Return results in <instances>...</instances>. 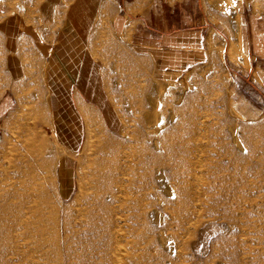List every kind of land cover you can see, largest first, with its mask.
I'll use <instances>...</instances> for the list:
<instances>
[{
    "label": "rangeland",
    "instance_id": "rangeland-1",
    "mask_svg": "<svg viewBox=\"0 0 264 264\" xmlns=\"http://www.w3.org/2000/svg\"><path fill=\"white\" fill-rule=\"evenodd\" d=\"M143 1L136 14L160 8L168 30L174 26L176 0ZM194 2L183 10L209 27L210 55L182 71L158 65L148 50L113 28L112 16L95 31L91 46L104 59L117 124L87 136L76 155V185L68 200L56 189L59 153L66 150L50 129L49 107L36 109L39 124L17 118L0 128V191L8 184L22 189L26 178L10 166L31 164L37 187L61 214L64 235L71 231L70 219L64 228V210L76 207L75 196L95 172L123 180L124 191L115 187L95 233L101 264H264V89L249 62L243 64L241 47L238 62L228 54L231 42L241 39L247 54L244 20L251 12L264 16V0ZM27 143L35 144L36 158ZM143 147L147 154L184 157L165 170L152 168L146 180L134 165ZM1 237L0 232V264H42L31 261L25 246L20 255H3ZM51 248H44L43 264H78V250L58 262Z\"/></svg>",
    "mask_w": 264,
    "mask_h": 264
},
{
    "label": "crops",
    "instance_id": "crops-1",
    "mask_svg": "<svg viewBox=\"0 0 264 264\" xmlns=\"http://www.w3.org/2000/svg\"><path fill=\"white\" fill-rule=\"evenodd\" d=\"M141 3L0 0V128L17 118H35L32 123L39 124L36 109L50 104V129L66 150L59 153L56 166V189L63 200L73 194L76 155L89 133L100 127L113 130L117 124L104 59L91 46L107 18L112 16L113 28L148 50L163 68L182 71L209 58V27L197 14L183 10L184 5L195 6L194 0H176L170 30L163 9L144 7L136 14ZM152 12L158 13L154 24ZM244 23L250 70L261 77L258 85L264 89V16L251 12ZM240 45L247 55L242 39Z\"/></svg>",
    "mask_w": 264,
    "mask_h": 264
},
{
    "label": "bare ground",
    "instance_id": "bare-ground-1",
    "mask_svg": "<svg viewBox=\"0 0 264 264\" xmlns=\"http://www.w3.org/2000/svg\"><path fill=\"white\" fill-rule=\"evenodd\" d=\"M214 46L210 43V47ZM240 47L238 42L233 41L228 47L229 57L234 62H238ZM219 48L222 54L224 46H219ZM244 56L243 64L248 67L247 55L244 54ZM49 110L51 111L50 107ZM52 132L54 134V130ZM27 145L30 150L28 154L33 159L36 158L38 152L34 150L35 144L27 143ZM144 149L143 147L139 150L134 165L138 167L140 175L146 177V180L152 168L159 171L165 170L169 165L181 161L184 157L182 153H175L169 157L164 154H147ZM10 167L15 169V175L24 176L26 182H22V189L8 184L0 191V232L4 246L3 255H20L21 248L25 246L32 253L31 261L43 264L44 248L50 246L56 253L58 262L64 261L65 253L78 250L75 255L78 264H101L98 259L95 233L103 219L109 199L115 194V187L120 192L124 191L123 180L118 179L113 173L95 172L86 189L80 190L75 196L76 207L74 209L67 207L64 210V228L68 219L71 223L70 234L65 232L64 235L60 225L61 214L53 202L37 187L34 167L27 162L24 163L23 169L17 163ZM161 174L163 173L160 172ZM8 178L11 179V175L6 173L5 179ZM164 178L166 180L167 174ZM1 181L3 179L0 180V184ZM31 201L34 203L28 205ZM47 234L51 237L50 241ZM161 239L162 241L165 239L163 233H161Z\"/></svg>",
    "mask_w": 264,
    "mask_h": 264
}]
</instances>
